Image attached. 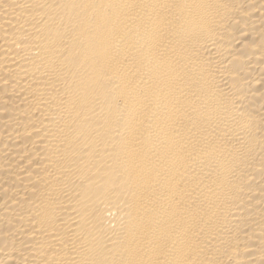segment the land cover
Here are the masks:
<instances>
[{"label":"bare ground","instance_id":"6f19581e","mask_svg":"<svg viewBox=\"0 0 264 264\" xmlns=\"http://www.w3.org/2000/svg\"><path fill=\"white\" fill-rule=\"evenodd\" d=\"M0 264H264V0H0Z\"/></svg>","mask_w":264,"mask_h":264}]
</instances>
